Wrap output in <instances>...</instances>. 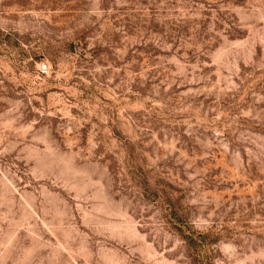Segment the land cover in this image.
<instances>
[{
  "label": "rangeland",
  "instance_id": "374dc122",
  "mask_svg": "<svg viewBox=\"0 0 264 264\" xmlns=\"http://www.w3.org/2000/svg\"><path fill=\"white\" fill-rule=\"evenodd\" d=\"M176 221L264 264V0H0V264H192Z\"/></svg>",
  "mask_w": 264,
  "mask_h": 264
},
{
  "label": "trees",
  "instance_id": "16d2710c",
  "mask_svg": "<svg viewBox=\"0 0 264 264\" xmlns=\"http://www.w3.org/2000/svg\"><path fill=\"white\" fill-rule=\"evenodd\" d=\"M174 229L183 240L186 254L192 264H213L208 252L204 250L216 241V239L212 240L209 232L194 229L188 221L174 222Z\"/></svg>",
  "mask_w": 264,
  "mask_h": 264
},
{
  "label": "built area",
  "instance_id": "2783aa9c",
  "mask_svg": "<svg viewBox=\"0 0 264 264\" xmlns=\"http://www.w3.org/2000/svg\"><path fill=\"white\" fill-rule=\"evenodd\" d=\"M40 71L43 73L47 72V65L45 63L40 64Z\"/></svg>",
  "mask_w": 264,
  "mask_h": 264
}]
</instances>
